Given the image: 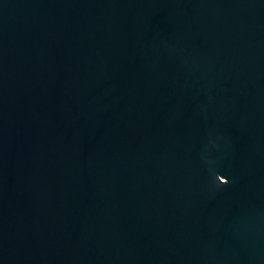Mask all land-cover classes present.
<instances>
[{"label":"water","instance_id":"1","mask_svg":"<svg viewBox=\"0 0 264 264\" xmlns=\"http://www.w3.org/2000/svg\"><path fill=\"white\" fill-rule=\"evenodd\" d=\"M0 264H264V0H0Z\"/></svg>","mask_w":264,"mask_h":264}]
</instances>
